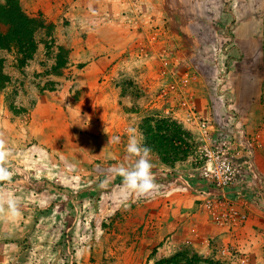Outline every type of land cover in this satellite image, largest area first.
<instances>
[{
  "label": "rangeland",
  "instance_id": "obj_1",
  "mask_svg": "<svg viewBox=\"0 0 264 264\" xmlns=\"http://www.w3.org/2000/svg\"><path fill=\"white\" fill-rule=\"evenodd\" d=\"M232 1L19 0L39 29L29 61L0 53L13 172L0 187L21 212L0 218V264H264V5L253 62ZM131 129L154 154L153 197L119 173ZM222 144L258 167L239 198L203 174Z\"/></svg>",
  "mask_w": 264,
  "mask_h": 264
},
{
  "label": "clouds",
  "instance_id": "obj_2",
  "mask_svg": "<svg viewBox=\"0 0 264 264\" xmlns=\"http://www.w3.org/2000/svg\"><path fill=\"white\" fill-rule=\"evenodd\" d=\"M130 131L134 134L129 138L126 152L129 158H135L134 163L131 167L121 166L119 173L124 187L134 193L137 198L153 197L160 194V185L156 182V175L153 172L154 154L150 147L143 144L142 133L137 134L136 129ZM10 155L11 149L3 133H0V185L3 186L10 184L13 178V172L9 167ZM6 212L14 217L21 215L17 200L6 195L4 187H0V218H3Z\"/></svg>",
  "mask_w": 264,
  "mask_h": 264
},
{
  "label": "built area",
  "instance_id": "obj_3",
  "mask_svg": "<svg viewBox=\"0 0 264 264\" xmlns=\"http://www.w3.org/2000/svg\"><path fill=\"white\" fill-rule=\"evenodd\" d=\"M205 152L207 161L203 168L204 177L212 185L211 190L213 195L220 197L222 200H226V196L228 195L227 190L236 186L244 178L248 170H255L252 155H246L243 162L236 161L235 157L229 152L228 147L224 144L216 148H206ZM232 218L236 224L241 225L247 219L245 214L229 213L224 214L221 220L222 222L228 221L231 223Z\"/></svg>",
  "mask_w": 264,
  "mask_h": 264
},
{
  "label": "crops",
  "instance_id": "obj_4",
  "mask_svg": "<svg viewBox=\"0 0 264 264\" xmlns=\"http://www.w3.org/2000/svg\"><path fill=\"white\" fill-rule=\"evenodd\" d=\"M179 3L183 4V0H179ZM263 5L264 0H234L232 1L230 7L232 8L231 10H233V18L237 20L236 25L239 29H243V32L240 31V36L235 40L234 44H237L240 50L244 51L241 52V54L244 53V56H251L253 62H256V60L261 57L262 22L258 18V10L262 9ZM245 61L248 60L245 59ZM241 65L243 67V71L240 72L242 73H251L254 71V69H249V71L244 69L249 66L246 62ZM254 163L255 170L252 171L253 174L256 173L258 168L255 159ZM249 176L246 174L244 178L236 186H234L236 188L231 190L233 191L234 195H232L235 196V198H239V194H248V192L251 191L249 186L254 188L253 183H250L253 179ZM205 187H207V185Z\"/></svg>",
  "mask_w": 264,
  "mask_h": 264
},
{
  "label": "trees",
  "instance_id": "obj_5",
  "mask_svg": "<svg viewBox=\"0 0 264 264\" xmlns=\"http://www.w3.org/2000/svg\"><path fill=\"white\" fill-rule=\"evenodd\" d=\"M37 21L28 19L23 13L19 0H5L0 4V53L18 47L25 61H29L34 53V36L38 31ZM9 82L5 73V61L0 54V89ZM196 263L197 261H193Z\"/></svg>",
  "mask_w": 264,
  "mask_h": 264
}]
</instances>
